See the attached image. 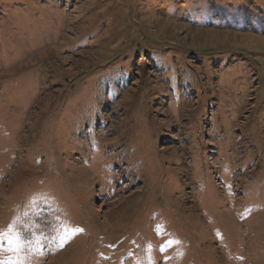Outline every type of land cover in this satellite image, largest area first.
I'll return each instance as SVG.
<instances>
[{
  "label": "rangeland",
  "instance_id": "obj_1",
  "mask_svg": "<svg viewBox=\"0 0 264 264\" xmlns=\"http://www.w3.org/2000/svg\"><path fill=\"white\" fill-rule=\"evenodd\" d=\"M258 39L264 0H0V264H264Z\"/></svg>",
  "mask_w": 264,
  "mask_h": 264
},
{
  "label": "bare ground",
  "instance_id": "obj_2",
  "mask_svg": "<svg viewBox=\"0 0 264 264\" xmlns=\"http://www.w3.org/2000/svg\"><path fill=\"white\" fill-rule=\"evenodd\" d=\"M253 40H254V39L251 38V39L249 40V42H250V43H253ZM258 40H259V39H258ZM259 41H262V40H259ZM253 45H256V44L254 43ZM261 45H264V41L261 42ZM136 193H137V191H134V192H132V193L130 194V196H131V195H135ZM130 196H129V197H130Z\"/></svg>",
  "mask_w": 264,
  "mask_h": 264
}]
</instances>
